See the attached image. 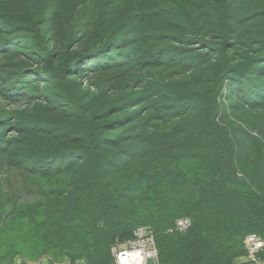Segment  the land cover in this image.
I'll return each instance as SVG.
<instances>
[{
  "label": "trees",
  "instance_id": "trees-1",
  "mask_svg": "<svg viewBox=\"0 0 264 264\" xmlns=\"http://www.w3.org/2000/svg\"><path fill=\"white\" fill-rule=\"evenodd\" d=\"M0 96V264L264 240V0H0Z\"/></svg>",
  "mask_w": 264,
  "mask_h": 264
},
{
  "label": "built area",
  "instance_id": "built-area-1",
  "mask_svg": "<svg viewBox=\"0 0 264 264\" xmlns=\"http://www.w3.org/2000/svg\"><path fill=\"white\" fill-rule=\"evenodd\" d=\"M191 224L187 217L179 218L168 232L185 231ZM264 249V240L257 234H248L245 239L247 261L239 264H264L260 252ZM114 264H159V254L155 234L148 226L137 227L133 238L114 244L110 249Z\"/></svg>",
  "mask_w": 264,
  "mask_h": 264
},
{
  "label": "rangeland",
  "instance_id": "rangeland-1",
  "mask_svg": "<svg viewBox=\"0 0 264 264\" xmlns=\"http://www.w3.org/2000/svg\"><path fill=\"white\" fill-rule=\"evenodd\" d=\"M85 84V82H84ZM26 101V99L21 100L20 102H14L11 100H7L4 99L0 96V113L7 111L8 109H21L24 108V102ZM248 257H241L238 258L235 263L239 264L242 262L247 261ZM43 262V263H42ZM64 262H68L67 260H65ZM3 264H86V263H50L48 258H42L39 261H36L35 263L30 262V263H22L21 260L16 259L14 262H7V263H3Z\"/></svg>",
  "mask_w": 264,
  "mask_h": 264
},
{
  "label": "crops",
  "instance_id": "crops-1",
  "mask_svg": "<svg viewBox=\"0 0 264 264\" xmlns=\"http://www.w3.org/2000/svg\"><path fill=\"white\" fill-rule=\"evenodd\" d=\"M27 263H30V262H27ZM33 263H35V262H33ZM43 263V262H42ZM62 263H69V262H62ZM76 263H85L84 261H78V262H76Z\"/></svg>",
  "mask_w": 264,
  "mask_h": 264
}]
</instances>
